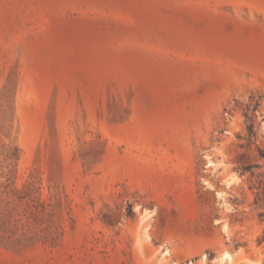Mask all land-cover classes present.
<instances>
[{
	"label": "rangeland",
	"instance_id": "374dc122",
	"mask_svg": "<svg viewBox=\"0 0 264 264\" xmlns=\"http://www.w3.org/2000/svg\"><path fill=\"white\" fill-rule=\"evenodd\" d=\"M259 149L264 0H0V264H264Z\"/></svg>",
	"mask_w": 264,
	"mask_h": 264
},
{
	"label": "trees",
	"instance_id": "16d2710c",
	"mask_svg": "<svg viewBox=\"0 0 264 264\" xmlns=\"http://www.w3.org/2000/svg\"><path fill=\"white\" fill-rule=\"evenodd\" d=\"M255 110H256V106L250 108V105H248L245 111V117L246 120L248 121L247 128H248V136L250 141L252 138L257 137V130L254 121ZM259 150L261 153L257 156V158H264V153H262L261 149ZM247 158L248 156L245 153L241 154L238 157L236 171L239 173L240 176L249 174V179L252 181L251 188L256 189L258 196H262L264 195V171L262 170L264 164H260L257 161H252ZM260 215L263 214L260 213ZM263 240H264V234H263Z\"/></svg>",
	"mask_w": 264,
	"mask_h": 264
},
{
	"label": "bare ground",
	"instance_id": "6f19581e",
	"mask_svg": "<svg viewBox=\"0 0 264 264\" xmlns=\"http://www.w3.org/2000/svg\"><path fill=\"white\" fill-rule=\"evenodd\" d=\"M233 176H234V175H233ZM235 176H236V175H235ZM233 179H234V178H233ZM233 179H232V180H233ZM230 180H231V179H230ZM230 180H229V182H230ZM235 181H236V180H235ZM228 255H229V254H228ZM224 256H227V254H224Z\"/></svg>",
	"mask_w": 264,
	"mask_h": 264
}]
</instances>
